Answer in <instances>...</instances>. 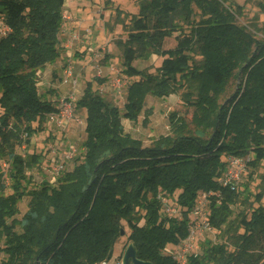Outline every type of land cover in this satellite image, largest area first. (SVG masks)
Segmentation results:
<instances>
[{
  "label": "trees",
  "instance_id": "trees-1",
  "mask_svg": "<svg viewBox=\"0 0 264 264\" xmlns=\"http://www.w3.org/2000/svg\"><path fill=\"white\" fill-rule=\"evenodd\" d=\"M189 1L141 0L138 17L132 19L128 32L125 73L143 76L145 80L139 85L147 84L162 96L182 86L177 74L189 71L188 53L193 50L194 35L179 38L173 57L162 62L160 78L144 75L133 64L142 51L167 56L165 39L179 29L175 20L185 16L183 9L188 8ZM64 3L0 0V13L11 30L7 36H0V236L5 238L0 252L6 255L4 264H99L111 257L113 247L124 236V222L138 259L178 264L163 251L168 244L177 245L187 237L188 212L200 193H220L212 200L211 221L218 228L227 223L230 205L247 188L241 192L219 186L226 166L221 156H246L249 146L231 148L218 134L208 141L180 136L168 146L123 144L112 127L119 112L89 88L76 105L89 109V145L80 188L69 192L45 183L38 190H30L31 177L26 170L31 165L16 153V146L30 145L32 136L44 131L55 111V103L39 95L36 74L60 56L58 36ZM224 26L230 33L239 31L225 22ZM253 43L264 52V44ZM260 65H264V58ZM263 159L264 152L258 153L256 161ZM1 162L8 164L12 194H7ZM178 190L176 201L183 209L182 219L163 214L158 199L160 193L172 195ZM27 195L32 196L31 208L22 221H17L19 205ZM262 197L257 195V201ZM238 228L244 232L236 237L233 251L224 244L205 241L202 254L191 258L189 264H264V206L256 208L249 219L244 218Z\"/></svg>",
  "mask_w": 264,
  "mask_h": 264
},
{
  "label": "rangeland",
  "instance_id": "rangeland-1",
  "mask_svg": "<svg viewBox=\"0 0 264 264\" xmlns=\"http://www.w3.org/2000/svg\"><path fill=\"white\" fill-rule=\"evenodd\" d=\"M140 2L65 0L63 24L58 36L60 56L54 62L56 65H47L37 72L36 81L43 100L54 102L72 97L75 117L63 128L48 121L44 131L32 136L30 145L16 146V153L31 165L26 170L27 176L31 177L30 190H38L45 183L63 187L69 192L80 188L89 145L86 132L89 109H78L76 105L89 88L113 103L119 112L112 127L123 144L168 146L170 141L180 136L208 141L218 134L221 141L229 143L231 148L249 146L246 156L254 163L248 165L239 188L241 192L247 189L235 204L230 205L227 223L214 227L212 234L204 237L201 243V250L205 241H212L224 244L231 252L236 237L244 232L238 228L241 221L249 219L259 206H264V159L256 161L257 154L264 152V65H260L264 52L253 43L259 41L264 44V0H190L188 8L183 9L185 16L175 20L179 29L165 39L163 49L168 52L167 56L142 51L137 53L133 64L144 75L160 78L162 62L173 57L179 38L194 35L193 50L188 53L190 67L187 72L191 74L185 77L187 72L178 73L177 80L182 86L175 87L167 97L147 84L139 85L145 80L143 76H130L123 66L128 32L132 19L138 17ZM224 22L239 31L228 32ZM85 30L91 32L88 41L74 50L78 85H63V70L69 54L62 43L66 41L65 45L69 46L71 34L79 32L83 37ZM62 49L65 56L61 54ZM252 60L255 61L253 66ZM111 66L119 71L117 76L110 74ZM101 69L103 75L99 77L98 70ZM117 77L125 83L121 93H117L112 84ZM102 88L103 93L100 92ZM2 112L0 108V115ZM72 148L77 150L75 155L65 161L62 172H56V165L63 162ZM229 156L231 154L224 153L221 160L225 161ZM1 164L6 172L7 194H12L8 164ZM179 191L172 195L160 194L179 213H183L176 201ZM259 194L263 196L260 202L256 199ZM31 197L27 195L21 201L19 213L15 216L17 221H22L29 212ZM162 213L165 214L163 208ZM143 223L141 221L140 224ZM124 224V236L112 250L113 258L118 260L132 245L128 241L130 229ZM4 243L5 238L0 236V247ZM177 245L168 244L164 255ZM4 261L6 255L0 252V264Z\"/></svg>",
  "mask_w": 264,
  "mask_h": 264
},
{
  "label": "built area",
  "instance_id": "built-area-1",
  "mask_svg": "<svg viewBox=\"0 0 264 264\" xmlns=\"http://www.w3.org/2000/svg\"><path fill=\"white\" fill-rule=\"evenodd\" d=\"M64 18L69 20L68 17ZM11 32L10 28L6 26L4 20H0V36H7ZM91 32L89 30H85V36L79 32H73L70 38V45L66 46L68 50V57L66 59V63L64 66V76L62 77V84L76 87L78 85V80L74 68V50L81 47L86 41H88ZM119 71L115 68V66L110 67L111 75H118ZM99 77H102L103 71L98 70ZM114 90L117 93H121L122 87L125 86V83L120 78H115L112 81ZM100 92L103 93V88L100 89ZM55 111L52 112L48 121L50 124H54L56 127H66L75 117L74 111L75 107L72 104V97L69 98H61L57 101H54ZM76 148H72V150L64 156L63 162L56 165V172H62L65 169V161H69L73 158L76 153ZM251 162L250 157L248 156H236L231 155L226 160V166L222 176L219 178V186L223 189L230 191H237L240 188L243 176L245 175L248 165ZM220 193L211 192H203L198 196L195 205L188 212V235L182 240L179 245L175 247L173 251H171L168 255L176 261L178 264H189V260L191 258L199 257L202 254L201 243L204 237H208L212 234L214 230V225L211 221V205L213 198H219ZM158 199L162 203V208L164 213L170 217H176L178 219L183 218V213H179L166 199L164 196L159 195ZM201 251V252H200ZM111 257L105 259L100 264H124L122 259Z\"/></svg>",
  "mask_w": 264,
  "mask_h": 264
},
{
  "label": "water",
  "instance_id": "water-1",
  "mask_svg": "<svg viewBox=\"0 0 264 264\" xmlns=\"http://www.w3.org/2000/svg\"><path fill=\"white\" fill-rule=\"evenodd\" d=\"M112 255V252L111 254ZM124 264H152L149 261H142L137 258L136 250L134 249L133 245L129 246L126 250V253L123 257Z\"/></svg>",
  "mask_w": 264,
  "mask_h": 264
},
{
  "label": "crops",
  "instance_id": "crops-1",
  "mask_svg": "<svg viewBox=\"0 0 264 264\" xmlns=\"http://www.w3.org/2000/svg\"><path fill=\"white\" fill-rule=\"evenodd\" d=\"M65 44H67L66 41H65V42L63 41L62 45H64V49H67V48H66L67 45H65ZM62 48H63V46H62ZM64 49L60 50V51H61V54H63V52H65ZM67 51H68V50H67ZM63 55L65 56L66 54H63ZM54 65H56V63H54L53 66H54ZM113 255H114V253H113Z\"/></svg>",
  "mask_w": 264,
  "mask_h": 264
},
{
  "label": "bare ground",
  "instance_id": "bare-ground-1",
  "mask_svg": "<svg viewBox=\"0 0 264 264\" xmlns=\"http://www.w3.org/2000/svg\"><path fill=\"white\" fill-rule=\"evenodd\" d=\"M122 260H123V258H122Z\"/></svg>",
  "mask_w": 264,
  "mask_h": 264
}]
</instances>
